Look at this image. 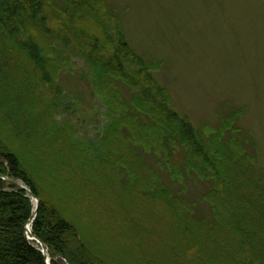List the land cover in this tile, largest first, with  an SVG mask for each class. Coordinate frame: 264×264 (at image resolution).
<instances>
[{
  "label": "trees",
  "instance_id": "16d2710c",
  "mask_svg": "<svg viewBox=\"0 0 264 264\" xmlns=\"http://www.w3.org/2000/svg\"><path fill=\"white\" fill-rule=\"evenodd\" d=\"M113 20L104 0H65L62 9L56 0H0V175L21 181L39 198L32 235L47 247L51 264H118L126 257L158 264L183 255L173 248L152 253L148 243H174L171 233L153 230L175 220L177 232L189 233L191 241H179L191 256L184 264H264V173L236 125L240 109L201 130L171 111L168 93L149 77L159 63L137 55ZM66 52L83 59L89 69L83 78L104 107L96 110L103 120L92 139L78 136L65 117L81 109L58 83L74 62ZM117 79L138 92L124 98ZM116 163L127 192L118 185ZM201 183L198 199L208 203L210 216H198L190 196V185ZM104 193L121 199L124 211H115L120 205ZM231 200L241 205L237 211ZM105 203L114 208L104 209ZM35 208L25 190L0 178V264H47L37 241L26 235ZM142 211L146 216L137 225L132 217ZM119 222L133 225L135 236L119 230Z\"/></svg>",
  "mask_w": 264,
  "mask_h": 264
},
{
  "label": "rangeland",
  "instance_id": "374dc122",
  "mask_svg": "<svg viewBox=\"0 0 264 264\" xmlns=\"http://www.w3.org/2000/svg\"><path fill=\"white\" fill-rule=\"evenodd\" d=\"M104 2L114 16L113 26L120 28L133 51L149 62L159 63L157 69L148 73L157 87L164 88L168 93L171 111H175L181 118L201 130L205 125L217 126L225 113L240 109L236 125L249 137L250 147L256 157V168L264 173V0H104ZM64 3L65 0H56V7L62 9ZM71 58L74 60L70 64L72 69L67 67L61 71L58 83L63 88L67 100L79 103L81 109L76 106L75 112L71 114L69 111L65 117L76 125L78 136L92 139L96 136V125L103 120L96 110L102 112L104 107L92 96L88 83L83 78V74L89 71L83 59ZM127 66L132 70L139 69L130 62ZM118 80L114 83L122 91L124 98L131 99L138 92L135 88L129 90ZM157 95L161 100L162 94L157 92ZM44 97L49 102V96ZM33 107L38 124L45 126L41 107L37 104ZM117 141V138L114 139L115 143ZM68 145L75 161L72 147ZM103 148L104 145L100 146V151L98 150L102 157ZM98 152L97 155L101 157ZM103 159L105 162V158ZM148 162L152 164L153 160ZM46 166L49 167L47 161ZM115 166L118 185L125 190L117 163ZM120 169L124 174L127 173L124 168ZM87 172L93 178L101 179V175H97L93 170ZM233 173L230 179L235 181L238 175L235 171ZM125 181L129 184V179ZM204 189L203 183L197 186L190 185V196L198 204V208H195L198 216H210L208 203L198 199L204 193ZM99 196H102V191ZM104 198L108 202L120 205L119 209H114L115 211H124L121 199L106 193ZM245 198L248 199L247 196ZM231 204L236 211L241 206L232 200ZM102 206L104 209L114 208L107 203ZM136 207L135 205L132 209L135 211ZM157 209L161 210L158 207ZM162 210L168 211V208ZM137 211L139 212V209ZM143 216H146L144 211L139 213L138 219L132 217V221L142 225ZM253 217L258 218L255 214ZM123 220L126 221V217ZM117 226L122 232L133 236L136 234L132 230L133 225L119 222ZM161 230L171 233L169 238L174 240V243L165 242L166 240H163L162 244L148 242L150 251L163 254L168 248H173L181 251L183 255L178 259L168 256L163 262L157 263L184 264L191 256L189 250L179 241L184 239L191 244L189 233L185 236L178 233V224L175 220L166 228L156 227L153 231L159 234ZM206 236L202 234L197 243L203 244V238ZM144 239L149 241L146 237ZM231 242H235V239L228 241L230 244ZM220 251L225 253L224 249ZM118 264L134 263L126 257Z\"/></svg>",
  "mask_w": 264,
  "mask_h": 264
},
{
  "label": "water",
  "instance_id": "95a60500",
  "mask_svg": "<svg viewBox=\"0 0 264 264\" xmlns=\"http://www.w3.org/2000/svg\"><path fill=\"white\" fill-rule=\"evenodd\" d=\"M0 178H2L3 180H5L6 182H8L11 185H14V186L18 187L19 189L25 190L33 198V200L36 202V206H37L36 210H35L31 220L29 221V223L27 225V232H30L32 230V223L34 222L35 217L37 216V213H38V208H39V204H40L39 198L36 195H34L31 192V190L28 189L23 183L15 180L13 178L7 177V176L0 175ZM30 225H31V229L29 230V226ZM38 242L41 244V251L47 257V263L50 264V257H49V254H48L47 247L40 240H38Z\"/></svg>",
  "mask_w": 264,
  "mask_h": 264
},
{
  "label": "bare ground",
  "instance_id": "6f19581e",
  "mask_svg": "<svg viewBox=\"0 0 264 264\" xmlns=\"http://www.w3.org/2000/svg\"><path fill=\"white\" fill-rule=\"evenodd\" d=\"M31 229V225L29 226V230Z\"/></svg>",
  "mask_w": 264,
  "mask_h": 264
}]
</instances>
